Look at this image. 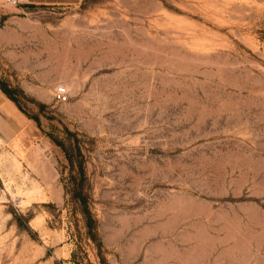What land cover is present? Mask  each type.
Here are the masks:
<instances>
[{
	"label": "rangeland",
	"instance_id": "374dc122",
	"mask_svg": "<svg viewBox=\"0 0 264 264\" xmlns=\"http://www.w3.org/2000/svg\"><path fill=\"white\" fill-rule=\"evenodd\" d=\"M18 5L0 264H264V0Z\"/></svg>",
	"mask_w": 264,
	"mask_h": 264
},
{
	"label": "crops",
	"instance_id": "0c3cea01",
	"mask_svg": "<svg viewBox=\"0 0 264 264\" xmlns=\"http://www.w3.org/2000/svg\"><path fill=\"white\" fill-rule=\"evenodd\" d=\"M81 0H19V8L26 7L28 5H39L46 7L53 6H67L80 2ZM0 95H2L0 93ZM9 106L6 103H2V99L0 97V116L2 119H5L8 115Z\"/></svg>",
	"mask_w": 264,
	"mask_h": 264
},
{
	"label": "trees",
	"instance_id": "16d2710c",
	"mask_svg": "<svg viewBox=\"0 0 264 264\" xmlns=\"http://www.w3.org/2000/svg\"><path fill=\"white\" fill-rule=\"evenodd\" d=\"M10 100H12V98L9 95V92L6 91L5 89H3L2 91ZM36 121V119H34ZM80 172H81V176H84L83 173V166H79ZM72 201L76 204V209L79 210V212L81 213L84 221H85V225L87 227H89L91 224H93V219H92V214L90 212V206H89V198L87 195L83 194L82 192H78L75 193L71 196Z\"/></svg>",
	"mask_w": 264,
	"mask_h": 264
},
{
	"label": "built area",
	"instance_id": "2783aa9c",
	"mask_svg": "<svg viewBox=\"0 0 264 264\" xmlns=\"http://www.w3.org/2000/svg\"><path fill=\"white\" fill-rule=\"evenodd\" d=\"M6 4L16 7L18 5V0H6ZM53 100L58 104H64L68 101V90L64 85H58L54 88Z\"/></svg>",
	"mask_w": 264,
	"mask_h": 264
}]
</instances>
